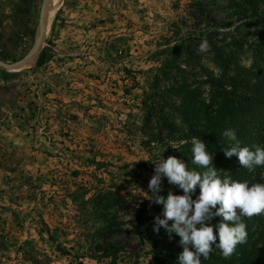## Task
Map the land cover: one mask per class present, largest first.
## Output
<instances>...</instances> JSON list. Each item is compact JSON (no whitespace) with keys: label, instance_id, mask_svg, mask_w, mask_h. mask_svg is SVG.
<instances>
[{"label":"rangeland","instance_id":"obj_1","mask_svg":"<svg viewBox=\"0 0 264 264\" xmlns=\"http://www.w3.org/2000/svg\"><path fill=\"white\" fill-rule=\"evenodd\" d=\"M49 2L0 0V264H147L182 248L153 230L155 164L203 171L182 138L203 119L181 91L206 102L217 47L229 77L253 61L264 0H52L44 24Z\"/></svg>","mask_w":264,"mask_h":264},{"label":"clouds","instance_id":"obj_2","mask_svg":"<svg viewBox=\"0 0 264 264\" xmlns=\"http://www.w3.org/2000/svg\"><path fill=\"white\" fill-rule=\"evenodd\" d=\"M208 48L205 39L199 45V51L205 52ZM223 135L235 142L223 151L227 158L237 157L240 166L249 171L256 166L264 167V148L255 146L253 151L247 146L241 147L234 129H226ZM184 143L186 141L180 142ZM191 143V164L203 171L190 170L184 161L174 156L166 160L162 157L160 163L155 164L154 175L148 184L152 197L149 200L162 205L163 211L155 216L153 230L159 233L163 227L169 238L173 233L180 237L179 245L183 251L178 255V264H201V256L207 259L213 245L220 249L223 258L228 259L235 253L237 245L247 242V225L243 218L264 214V184L249 186L247 181H236L228 175L222 178L223 169L213 164L215 153L207 151L206 143L199 138L193 137ZM170 145L179 149L174 142ZM165 177L170 185L182 189L183 195L174 194L171 189L166 197L161 195ZM197 187L200 193L193 199ZM217 216L222 217V222L212 225L211 221ZM214 228L218 230V236L214 234Z\"/></svg>","mask_w":264,"mask_h":264},{"label":"trees","instance_id":"obj_3","mask_svg":"<svg viewBox=\"0 0 264 264\" xmlns=\"http://www.w3.org/2000/svg\"><path fill=\"white\" fill-rule=\"evenodd\" d=\"M229 54L224 56L219 47L213 50V60L219 65L222 74L217 79L209 80L213 88L209 87L210 95L206 102L200 101L195 90L181 89L180 105L183 107L181 113L185 115L195 113L197 117L201 115L203 119L196 125L188 124L187 133L182 138L189 140L196 137L204 141L207 151L215 153L213 164H216V168L223 169L220 175L225 172L233 180L247 181L249 186L256 183L264 184V177L261 176L264 167L256 166L253 171H249L240 166L237 157L227 158L223 152L230 142L235 143L223 135L226 129L235 130L241 147L247 146L253 151L255 146L264 148V48L257 47L254 50V59L247 67H235L237 72L234 71L236 75L233 77L224 73L229 67L227 64L231 59L228 58ZM221 77H224L231 87L245 81L243 93L236 95L225 89ZM156 117L158 126L163 125L168 132L173 129L171 123L162 117ZM195 193L199 195V187ZM163 196L166 197L167 194L164 193ZM196 197L193 195V199ZM220 222L222 217L217 216L211 224L216 225ZM243 222L247 225V242L237 245L235 253L228 259L223 258L220 249L213 245L214 249L207 259L201 256V264H264V214L251 218L244 217ZM214 234L218 236V230L215 228ZM175 239L179 241L180 237L177 236ZM182 251V248L166 251L154 249L150 252L147 264H178V255Z\"/></svg>","mask_w":264,"mask_h":264},{"label":"bare ground","instance_id":"obj_4","mask_svg":"<svg viewBox=\"0 0 264 264\" xmlns=\"http://www.w3.org/2000/svg\"><path fill=\"white\" fill-rule=\"evenodd\" d=\"M50 1V2H49ZM48 4H47V6H46V8H45V12H44V24H45V20H46V16H47V12H48V10H49V7H50V3L52 2V0H48ZM43 24V23H42Z\"/></svg>","mask_w":264,"mask_h":264}]
</instances>
